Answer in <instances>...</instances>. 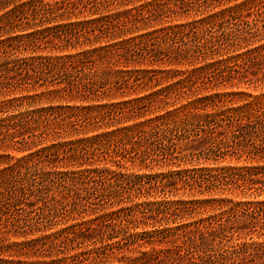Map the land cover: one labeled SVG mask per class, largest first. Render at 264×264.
Wrapping results in <instances>:
<instances>
[{
	"label": "trees",
	"instance_id": "1",
	"mask_svg": "<svg viewBox=\"0 0 264 264\" xmlns=\"http://www.w3.org/2000/svg\"><path fill=\"white\" fill-rule=\"evenodd\" d=\"M181 2L184 0H0V10L12 4L0 13V36L6 35L0 38V88L35 92L1 103L0 112H7L15 102L21 104L49 93L86 98L96 92L108 95L122 87L152 89L173 80L121 102L137 116L145 101H160L189 83L201 80L214 89L231 82L235 74L242 78L253 65H264L263 43L189 73L166 69V65L187 58L181 51L171 50L175 39L191 31L218 28L245 12L264 8V0H243L191 22L163 25L167 12H173L170 4ZM67 49L75 52L50 53ZM130 64L143 68H129ZM50 87L55 88L48 90ZM236 94L191 95L193 99L179 108L75 140L59 139L78 132L73 117L81 111L84 115L90 111L104 113L113 105H51L0 115V264H86L103 254H120L119 264H264V242L230 243L246 220L254 221L261 214L264 219V201L244 207L237 203L222 213L188 222L172 220L176 223L169 225L172 215L183 218L181 214L196 203L170 196L191 188V180L205 174L204 169L192 174L182 169L143 174L108 168L75 169L84 164L86 148L96 144L121 145L130 159L149 163L170 164L176 147L190 154L201 150L206 157L257 155L264 149L253 142L258 136L264 137V93L242 105L227 107V97ZM113 120L116 125L118 121ZM93 122L89 118L82 125L95 126ZM44 141L51 143L36 148ZM189 141H195L194 147H188ZM33 147L36 149L31 150ZM158 148L159 152L155 151ZM9 149L26 153L10 162L12 156L4 153ZM134 149L138 155L132 153ZM227 170L232 168H220L215 173ZM249 170L246 168L247 173ZM119 184L139 192L130 199H117L109 206L117 204L115 209L102 207L103 213L93 219L7 242L10 234L26 236L51 225L55 217L49 218L45 212L64 201L62 191L75 198L80 191L89 195L95 186L105 189ZM52 187L60 194L51 193L39 207V214L28 217L32 210L26 201L45 197ZM138 227L142 229L132 230ZM142 246L151 248L144 251Z\"/></svg>",
	"mask_w": 264,
	"mask_h": 264
},
{
	"label": "rangeland",
	"instance_id": "2",
	"mask_svg": "<svg viewBox=\"0 0 264 264\" xmlns=\"http://www.w3.org/2000/svg\"><path fill=\"white\" fill-rule=\"evenodd\" d=\"M15 1V0H13ZM26 0H16L17 2ZM52 1V0H48ZM243 0H184V2L170 4L173 12H167V17H164L163 25L181 24L197 20L206 15L220 11L227 7L233 6ZM12 6H7L0 10V13L6 11ZM156 24L155 27H159ZM151 29V28H150ZM143 31V30H142ZM140 31V32H142ZM0 36V38H4ZM264 43V8L245 12L242 17L234 18L231 21L226 22L218 28H212L206 31H191L186 34L183 38L179 37L173 42L172 51L182 52L186 54V60L176 65H166V69H179L185 73H189L192 70L198 68L201 65L207 63L228 59L229 57L247 52L248 50L261 45ZM50 44V43H49ZM51 46V45H49ZM69 52H75L73 49H67L62 53L54 54H65ZM47 53V54H50ZM25 55H28L27 53ZM236 61L230 60V63ZM143 68V65L130 64L129 68ZM181 77V76H180ZM238 74L234 75L231 82H226L217 88H208L206 82L197 80L194 84L185 85L184 87L169 92L167 96H164L162 100L155 101L148 104L145 101L138 109L139 115H135L136 112L130 111L128 105L121 102L133 99L137 96L146 95L151 91L162 88L167 83H171L173 80L164 81L154 88H138L133 91L130 88L122 87L118 91H112L108 95L92 93L86 98L77 96L76 94L71 97L69 95L53 96L50 93L44 94L39 98L33 100L24 101L21 104L18 102L13 103L7 112L1 113L0 115H10L27 110L46 107L51 105H71V106H95L97 104H108L113 105L112 109L106 110L102 113L99 111L87 112V115L78 113L77 118L73 117V124L77 127L78 132H71L72 134L60 136V140H75L83 137H91L93 135L103 133L121 126L132 125L148 118L154 117L155 115L163 114L167 111L179 108L187 101L193 98H189L191 95L194 97H200L203 95H209L213 93H225L233 92L236 95H229L226 99L225 105L227 107H236L242 105L248 101H251L256 96H260L264 93V65H253L240 79ZM177 77H175L176 79ZM128 87V84H126ZM122 86H125L122 84ZM210 87V85H209ZM55 87H50L54 89ZM47 89L45 90V92ZM39 92V91H36ZM239 92V93H238ZM35 93L34 91H9L0 88V104L8 100L16 99L23 95H30ZM195 93V94H194ZM157 98V97H156ZM141 104V103H139ZM223 106L226 108V106ZM85 118H84V117ZM93 117V118H92ZM94 121L95 126L84 127L82 124L86 119ZM118 121L114 125V120ZM106 123H112L106 125ZM73 127V125H70ZM71 131V130H70ZM254 145L260 148L264 147V137L258 136L254 141ZM51 142L44 141L42 144L36 146L41 147L48 145ZM195 141H189L188 147L195 145ZM187 145L185 147H187ZM194 147V146H192ZM33 147L31 150L36 149ZM85 153L84 164L75 169H92V168H108L115 170L116 172L125 174L134 173H155L159 171H171V170H187L192 174L193 172H199L203 170L206 172L203 175L195 176V180H191V188L179 189L170 196V199H184L193 200L196 203L189 205V207L180 215H172L168 223L170 226L176 222L194 221L200 218H206L214 214L222 213L228 210L231 206L237 203H242L241 206H247L255 204L259 201H264V149H261L257 155H226L222 156H208L206 157L201 150H194L189 153L187 149H180L176 147L172 152L173 158L170 164L166 161L162 162H141L139 158L130 159L128 154L122 151L121 145L117 144H96L95 146L87 147ZM159 148L155 151L159 152ZM30 151V150H29ZM1 152V151H0ZM138 150H132V153ZM4 153H9L12 156L10 162H14L15 159L26 152H20L17 150L9 149ZM131 155V154H130ZM159 157V156H158ZM159 163V164H155ZM220 168H232L231 171H222L219 173ZM246 168H250L249 172H246ZM212 174V175H211ZM122 184L114 187H107L105 189L95 186L90 189L89 195L84 191H80L79 196L73 198L71 193L68 191H62L61 194L64 196V201L61 204H56L55 208L48 212L49 218H53L51 225H47V228H42L35 231L33 234H27L26 236H15L9 235L8 241H20L29 239L36 236H41L46 233L56 231L64 226L77 224L82 221L90 220L98 217L103 213L102 207L106 210L115 209L117 204L113 205V208H109L112 203H115L117 199L125 198L130 199L133 195L138 194V190L130 188V186H124ZM209 185L210 188L206 186ZM91 188V187H90ZM59 189L52 187L45 197H33L26 201V206L29 210L28 217H35L39 214V207H42L43 202L48 201V196L58 194ZM60 194V193H59ZM221 201V202H220ZM102 205V206H101ZM23 215L25 213L21 212ZM263 214L257 215L256 220L245 221V225H242V230H237L235 235L233 234V242L230 243H262L264 242V219L260 218ZM226 216V215H225ZM36 220V219H32ZM178 223V222H177ZM158 223L154 227H158ZM150 229L151 227H145ZM142 228L138 227L132 229L134 231H140ZM238 238V239H235ZM150 246H142L141 250L148 251ZM124 252L131 253V250H125ZM120 254L112 257H106L104 254L96 262H86V264H119L117 259ZM36 259V258H34Z\"/></svg>",
	"mask_w": 264,
	"mask_h": 264
}]
</instances>
